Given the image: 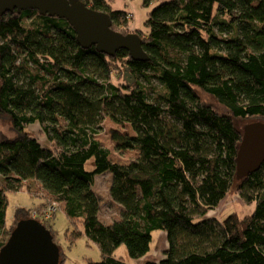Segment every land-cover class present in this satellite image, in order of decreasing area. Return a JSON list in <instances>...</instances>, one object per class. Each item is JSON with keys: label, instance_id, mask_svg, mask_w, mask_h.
Wrapping results in <instances>:
<instances>
[{"label": "trees", "instance_id": "trees-1", "mask_svg": "<svg viewBox=\"0 0 264 264\" xmlns=\"http://www.w3.org/2000/svg\"><path fill=\"white\" fill-rule=\"evenodd\" d=\"M83 2L127 33L125 10ZM143 25L134 32L145 61L81 47L57 16L0 14V115L15 132L0 134V248L32 211L53 237L42 217L52 202L69 218L70 239L101 240L110 229L94 182L109 173L118 222L138 237L164 233L161 257L141 264H264V162L238 177L235 124L264 120V0H165ZM105 117L133 131H110L116 149L136 151L126 163L97 138ZM235 181L253 211L208 215ZM20 190L41 201L16 207L8 224L7 192ZM87 264L127 263L102 253Z\"/></svg>", "mask_w": 264, "mask_h": 264}, {"label": "rangeland", "instance_id": "rangeland-1", "mask_svg": "<svg viewBox=\"0 0 264 264\" xmlns=\"http://www.w3.org/2000/svg\"><path fill=\"white\" fill-rule=\"evenodd\" d=\"M161 1L165 0H152L150 6L146 7L142 5V0H111V6L113 9L125 8L128 11H126V17L128 18L126 32L136 33L134 32L136 30L134 24L139 29H142L144 26L143 22L147 17V11ZM108 3L110 2L108 1ZM126 77L129 78L128 76ZM201 98L207 101L216 110H222L220 106L208 96L201 94ZM259 121L264 120H235V124L237 128L243 132L246 125ZM111 129H116L126 134H132L133 131L127 124L120 125L114 123L108 117H105L103 130L97 136L101 144L109 149L113 161L126 163L130 158L136 156V151L116 149V144L111 138ZM0 134L7 136L15 134L10 126L9 120L3 115H0ZM108 174L97 175L94 182V190L100 198L99 217L109 225L110 229L98 242L88 239L84 234L77 236L73 240L70 239L67 232L70 226L69 218L64 211L59 209L58 205L55 204L56 211L49 220H47L46 224L53 230V239L59 248L62 259L61 264H87L89 261L97 262L101 259L102 253L115 257H122L127 264H141L147 259L158 260L161 257L162 249L166 245L165 236L162 231L155 230L145 237H138L131 233L128 226L118 222L119 207L109 196ZM236 183V181L233 182L227 195L216 208L208 212V215L223 219L232 212L242 217L253 211V204L244 203L235 192ZM7 201V223L10 224L9 221L11 222L15 219L12 213L16 207L31 208L38 204L41 199L40 197L31 196L27 191L20 190L17 192H7ZM47 202H49V200H47ZM32 213L33 211L31 214Z\"/></svg>", "mask_w": 264, "mask_h": 264}, {"label": "water", "instance_id": "water-1", "mask_svg": "<svg viewBox=\"0 0 264 264\" xmlns=\"http://www.w3.org/2000/svg\"><path fill=\"white\" fill-rule=\"evenodd\" d=\"M25 9L38 10L65 19L74 29L77 43L113 56L125 49L134 60L145 61L147 54L137 33L111 28L108 13L94 10L83 0H0V14ZM264 162V122L246 125L237 148L238 177L256 170ZM0 264H60V252L52 234L39 220H19L0 248Z\"/></svg>", "mask_w": 264, "mask_h": 264}, {"label": "built area", "instance_id": "built-area-1", "mask_svg": "<svg viewBox=\"0 0 264 264\" xmlns=\"http://www.w3.org/2000/svg\"><path fill=\"white\" fill-rule=\"evenodd\" d=\"M55 202L52 203H48L45 208L44 211L42 212V217L44 219V221L49 220V218L52 216V214L56 211V207H55ZM37 213L35 211H33L32 213V218L35 219Z\"/></svg>", "mask_w": 264, "mask_h": 264}, {"label": "crops", "instance_id": "crops-1", "mask_svg": "<svg viewBox=\"0 0 264 264\" xmlns=\"http://www.w3.org/2000/svg\"><path fill=\"white\" fill-rule=\"evenodd\" d=\"M110 3V6H111V0H108ZM112 7V6H111ZM122 10H125V11H127L125 8L124 9H122ZM128 12V11H127ZM131 24H133V23H131ZM134 26H135V28H138L135 24H134Z\"/></svg>", "mask_w": 264, "mask_h": 264}]
</instances>
